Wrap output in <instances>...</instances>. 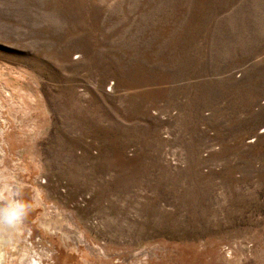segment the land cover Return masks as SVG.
Returning a JSON list of instances; mask_svg holds the SVG:
<instances>
[{"label": "rangeland", "instance_id": "rangeland-1", "mask_svg": "<svg viewBox=\"0 0 264 264\" xmlns=\"http://www.w3.org/2000/svg\"><path fill=\"white\" fill-rule=\"evenodd\" d=\"M0 83L38 125L0 91L43 264H264V0H0Z\"/></svg>", "mask_w": 264, "mask_h": 264}, {"label": "bare ground", "instance_id": "bare-ground-1", "mask_svg": "<svg viewBox=\"0 0 264 264\" xmlns=\"http://www.w3.org/2000/svg\"><path fill=\"white\" fill-rule=\"evenodd\" d=\"M0 89H1L0 91H3L2 93L3 97H6L8 103L10 104L11 107L9 108V110L11 109L10 114L13 116V118H15L17 122L16 124L17 126H19L18 128L21 127L22 129L21 137L16 135L17 140L19 139L22 142H28L30 139L32 140L34 133L38 129V125L35 119L33 118V116L30 114L31 108L29 106H24L25 104L24 105L22 104L23 101L17 98L14 99L15 95H13V91L11 92L10 91L11 89L10 90L7 89L5 87V84L0 83ZM2 106H3V99L0 98V152H1L0 169H2V166L4 168L2 161L5 158L3 155L5 153L4 152L5 150L1 143V140L3 139V137L5 138V134H6L5 129L8 127L6 126L7 120L4 118L2 114L3 112L1 110ZM11 119L12 118H10V120ZM33 154L34 153H31V155ZM31 160L35 163V165H38L36 162L38 160H36L34 156H32ZM6 172H7L6 175H4V171L0 172V174H2V176L0 177V264H43L42 260H40V256H37L38 254L35 253L31 249V247L28 246L27 248L23 247V243L21 240L22 239L21 232L23 230V225H24L22 208H21L20 200L16 197L15 194L16 191H14V189L12 188L9 189L7 183L8 180H12L17 176L15 174V171L13 170L12 172L14 173L11 174V176L10 175L7 176L10 173L8 169L6 170ZM5 188L9 189L7 196L5 194H4L5 196L3 195ZM46 209H48V214L50 215L47 214L48 216L44 215V217L39 218V223L40 226H42V228L44 229V233L61 234L60 237L62 240H64V243L66 245H70L71 244L70 241H74L77 243L78 239H83L76 225L70 222V218L68 214H64L62 210L60 212L59 209H57L56 211L49 209V207H46ZM132 257L137 258L138 256L134 255L133 253Z\"/></svg>", "mask_w": 264, "mask_h": 264}]
</instances>
